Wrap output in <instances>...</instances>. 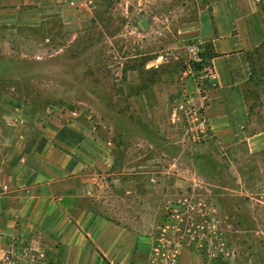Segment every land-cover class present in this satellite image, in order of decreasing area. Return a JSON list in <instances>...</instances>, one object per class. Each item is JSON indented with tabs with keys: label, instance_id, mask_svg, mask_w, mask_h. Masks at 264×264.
Masks as SVG:
<instances>
[{
	"label": "rangeland",
	"instance_id": "obj_1",
	"mask_svg": "<svg viewBox=\"0 0 264 264\" xmlns=\"http://www.w3.org/2000/svg\"><path fill=\"white\" fill-rule=\"evenodd\" d=\"M219 1L100 0L69 18L0 10V195L38 143H90L99 161L84 157L83 174L98 176L103 196L132 183L133 194L110 205L126 207L124 218L145 216L203 264H264V147L196 139L180 107L193 96L186 80L202 74L188 48L198 45L208 62ZM250 63L248 134L264 129V39ZM134 95L148 111L130 103ZM13 240L0 230V264H16Z\"/></svg>",
	"mask_w": 264,
	"mask_h": 264
},
{
	"label": "crops",
	"instance_id": "obj_2",
	"mask_svg": "<svg viewBox=\"0 0 264 264\" xmlns=\"http://www.w3.org/2000/svg\"><path fill=\"white\" fill-rule=\"evenodd\" d=\"M256 1L215 4V29L208 39L213 52L208 62L215 79L200 73L186 80L187 91L204 104L216 148L226 149L237 141H246L252 152L264 147L260 143L264 129L246 133L251 112L248 90L253 81L250 51L264 39V6ZM103 4L100 0H0V10L45 7L69 18L73 13L86 16L87 9ZM180 37L192 39L186 34ZM130 77L137 81L132 73ZM129 101L141 112L148 111L145 96L134 95ZM92 147L81 141L40 142L32 154L19 158L12 185L0 195V230L16 239L7 244L12 249L16 245V264L159 263L154 254L158 231L150 228L146 217L127 220L122 215L126 207L110 206L133 194L125 190L132 189V183L119 185V196L107 197L92 185L98 176L83 174L88 171L84 157L93 164L99 161L90 157ZM175 264L203 263L179 242Z\"/></svg>",
	"mask_w": 264,
	"mask_h": 264
},
{
	"label": "built area",
	"instance_id": "obj_3",
	"mask_svg": "<svg viewBox=\"0 0 264 264\" xmlns=\"http://www.w3.org/2000/svg\"><path fill=\"white\" fill-rule=\"evenodd\" d=\"M188 54L192 61L201 66L200 71L211 81L215 79L214 71L209 62H205L202 58L198 45H192L188 48ZM185 106L181 105L183 111V119L185 120L188 130L196 139H206L210 137V127L206 118L203 104H196L195 98L191 95H185ZM164 229L160 232L157 241L158 246L155 248V256L158 264H175L179 242L176 238L164 235Z\"/></svg>",
	"mask_w": 264,
	"mask_h": 264
},
{
	"label": "trees",
	"instance_id": "obj_4",
	"mask_svg": "<svg viewBox=\"0 0 264 264\" xmlns=\"http://www.w3.org/2000/svg\"><path fill=\"white\" fill-rule=\"evenodd\" d=\"M212 55H213V54H212ZM212 55H210V57H211ZM197 65H198L199 68H201V66H200L199 64H197ZM251 76H252V75H251ZM252 80H253V76H252Z\"/></svg>",
	"mask_w": 264,
	"mask_h": 264
}]
</instances>
